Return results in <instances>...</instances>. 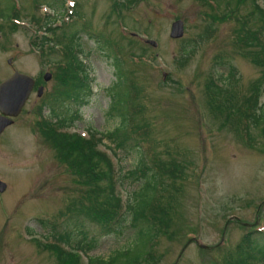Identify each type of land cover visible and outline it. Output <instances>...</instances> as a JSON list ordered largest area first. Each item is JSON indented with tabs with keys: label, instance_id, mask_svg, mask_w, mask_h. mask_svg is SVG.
<instances>
[{
	"label": "rangeland",
	"instance_id": "rangeland-1",
	"mask_svg": "<svg viewBox=\"0 0 264 264\" xmlns=\"http://www.w3.org/2000/svg\"><path fill=\"white\" fill-rule=\"evenodd\" d=\"M213 1L124 0L119 7V0H0V82L13 70L33 78L52 75L44 95L37 99L34 92L0 137V180L7 184L0 194V264H59L44 245L50 223L59 233L69 230L75 219L69 216L81 207L82 187L36 125L41 106L57 90V62L69 43L64 33L75 34L77 60L85 63L89 84L84 103H65L70 114L78 113L74 131L81 136L88 130L114 133L122 122L111 109L112 94L126 91L128 102L124 148L116 140L101 141L119 176L114 192L122 198L124 220L109 229L82 221L83 234L77 231L76 240L92 248L80 254V264H89L90 258L109 261L123 252L117 264L135 255L134 264H223L245 234L255 232L264 241L262 126L239 117L263 72L240 47L225 2ZM256 2L264 8L261 0ZM242 8L238 15L253 9L250 3ZM175 20L184 23L179 40L169 36ZM42 24L58 29L45 35ZM37 36L49 38L54 53L42 54L34 45ZM149 39L157 42L155 48L145 43ZM192 47L191 55L184 54ZM230 66L236 71L235 82L230 78L236 99L220 112L222 101L209 102L206 84H230L221 81ZM258 93L250 109L255 114L258 106L264 109V80ZM164 162L168 170L180 167L175 179L158 169ZM147 168L159 175L156 197L172 217L166 232L157 223L151 228L140 218L133 222L128 213L138 199L135 193H145ZM168 196L172 201L167 204ZM147 200L153 203L154 195Z\"/></svg>",
	"mask_w": 264,
	"mask_h": 264
},
{
	"label": "trees",
	"instance_id": "trees-1",
	"mask_svg": "<svg viewBox=\"0 0 264 264\" xmlns=\"http://www.w3.org/2000/svg\"><path fill=\"white\" fill-rule=\"evenodd\" d=\"M123 1L119 0L117 5L119 7L123 6ZM223 1L225 2V9H228L229 14L234 17L236 22L235 36L240 47L244 48L246 56L263 72L261 77L254 83L250 95L247 96L246 105L242 110V115L239 117L253 121L256 127L262 126V135L264 137V109L258 106L257 115L250 112L251 107H256L257 105L258 87L262 83V80H264V8L259 6L256 0ZM126 2L130 3L131 0H126ZM249 3L253 9L245 14L238 15V11L243 9L242 7L249 5ZM12 26L15 27V25ZM54 30L48 28L46 31L51 33ZM37 38L39 41L37 43L34 42V45L38 48L44 49L45 45H49V38H46V36L41 38L37 36ZM242 38L245 39L244 45L241 43ZM73 39L72 36L65 49L63 48L61 59L57 62V65H59L57 90L60 91L55 90L54 98L50 105L52 116L49 120H42L39 123L42 137L51 141L58 158L72 172L74 182L76 183L77 179L79 187H82L80 189L81 207L76 209L77 214L69 216L70 219L75 218L70 222L69 230L59 233L56 231L57 224H53L50 227L49 236L54 243L48 245V248L55 253L59 264H80L79 255L73 251L86 252L92 248L88 243L85 244L82 241L76 240L77 231L79 236L83 234L81 233L82 221L88 220L90 223L109 229L122 223L125 211L121 196H118L114 192V187L116 188L119 184V176L116 174L114 168H112L107 155L101 152L97 146H99L98 144L103 139H108L111 142H114V140L118 141V148H124L123 144L126 141L124 130L128 123L127 92H115L113 95L114 102L111 109L118 112L122 122L114 130V133L111 132L109 135L103 134L100 138L91 135L88 139H84L75 133L58 132L59 129L69 128L77 117L73 113L70 114L68 108L65 107V103L69 101L77 104L83 103V96L89 87L85 76V67L77 60L78 57L75 54V47L72 43ZM59 43L62 44L61 42ZM52 49L48 47V50L42 51V53H47L46 56H50V53L53 52ZM194 51L195 47L189 50L185 49V54L191 55ZM235 74V69L230 66L228 77L226 76L221 79V81L227 79L230 84L222 83L225 84L223 89L221 88L222 84H214L212 80L206 84L207 97L211 104L220 99L222 106L226 108L235 101L236 96L233 92L236 80ZM231 77L234 79V82H230ZM48 102L49 100L45 104H49ZM222 106L221 108H217V110L222 112ZM260 111L262 112L259 113ZM54 120H56L57 124L52 122ZM166 166H169V163H161L158 165V169L166 172L168 179H175L180 167L176 164L172 170H168ZM144 171L146 173L144 172L142 176L147 179L145 193L143 191L135 193L138 199L135 205L128 206V213L130 214L131 221L133 220L134 222L140 218L149 223L151 228L157 223L165 228L166 232L170 229L169 223H172V217L168 210L162 206L163 202L160 200V197H156V187L160 184L159 175L156 172L153 174L149 168L144 169ZM148 171L151 173L147 174ZM135 173H130L129 177H134ZM162 189H166L164 184H162ZM150 193L154 195L153 203L147 200ZM85 201H88L90 204L85 205ZM170 201H172V197L168 196L166 203L168 204ZM151 204L155 206V209H147ZM67 213L73 212L68 210ZM61 215L63 213H60L59 216ZM40 223L45 225L43 220H40ZM140 236L141 238L143 237L142 234ZM61 245L67 246L71 252L63 250ZM72 245H76V249ZM142 254H146V252H141ZM121 255L124 256L125 253H118L116 256L111 257L109 261L100 258H90L89 264H117ZM138 259L139 255H135L131 259H126L125 264L137 263ZM223 264H264V241L260 242L259 237L255 236V232L245 234L235 248L223 258Z\"/></svg>",
	"mask_w": 264,
	"mask_h": 264
},
{
	"label": "water",
	"instance_id": "water-1",
	"mask_svg": "<svg viewBox=\"0 0 264 264\" xmlns=\"http://www.w3.org/2000/svg\"><path fill=\"white\" fill-rule=\"evenodd\" d=\"M184 26L181 20H176L171 24L170 37L172 39H179L183 36ZM146 43L155 47L156 42L152 40ZM11 64V60H7ZM51 78L50 73L43 76L45 82ZM34 86V80L23 73L15 72L8 79L0 84V135L5 128L12 124L11 118L18 116L25 102L27 101ZM43 88L38 89V96H41ZM6 185L0 181V193L4 192ZM201 248H205L201 246Z\"/></svg>",
	"mask_w": 264,
	"mask_h": 264
},
{
	"label": "flooded vegetation",
	"instance_id": "flooded-vegetation-1",
	"mask_svg": "<svg viewBox=\"0 0 264 264\" xmlns=\"http://www.w3.org/2000/svg\"><path fill=\"white\" fill-rule=\"evenodd\" d=\"M41 79H42V76H41V78H35V87H34V89H33V91H32V93H31V95H33L34 94V92H36V89L39 87V86H43V84L41 83ZM38 98V97H37ZM41 98V97H40ZM39 99V98H38Z\"/></svg>",
	"mask_w": 264,
	"mask_h": 264
}]
</instances>
